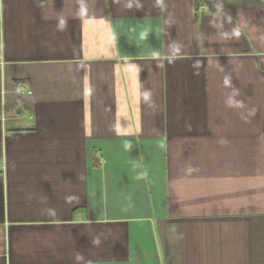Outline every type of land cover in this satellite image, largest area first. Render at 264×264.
<instances>
[{"label":"crops","instance_id":"obj_1","mask_svg":"<svg viewBox=\"0 0 264 264\" xmlns=\"http://www.w3.org/2000/svg\"><path fill=\"white\" fill-rule=\"evenodd\" d=\"M0 264H264V0H0Z\"/></svg>","mask_w":264,"mask_h":264},{"label":"built area","instance_id":"obj_2","mask_svg":"<svg viewBox=\"0 0 264 264\" xmlns=\"http://www.w3.org/2000/svg\"><path fill=\"white\" fill-rule=\"evenodd\" d=\"M0 63H2L1 60H0ZM1 167H2V165H1V163H0V169H1Z\"/></svg>","mask_w":264,"mask_h":264}]
</instances>
